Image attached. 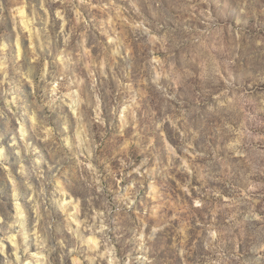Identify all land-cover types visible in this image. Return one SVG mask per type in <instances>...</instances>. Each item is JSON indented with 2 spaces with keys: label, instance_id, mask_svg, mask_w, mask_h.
Returning a JSON list of instances; mask_svg holds the SVG:
<instances>
[{
  "label": "rangeland",
  "instance_id": "374dc122",
  "mask_svg": "<svg viewBox=\"0 0 264 264\" xmlns=\"http://www.w3.org/2000/svg\"><path fill=\"white\" fill-rule=\"evenodd\" d=\"M0 149V239L21 264H74L65 201L94 167L119 264H205L201 225L242 230L224 257L264 264V0H0Z\"/></svg>",
  "mask_w": 264,
  "mask_h": 264
},
{
  "label": "clouds",
  "instance_id": "9594fccd",
  "mask_svg": "<svg viewBox=\"0 0 264 264\" xmlns=\"http://www.w3.org/2000/svg\"><path fill=\"white\" fill-rule=\"evenodd\" d=\"M63 19V17H61ZM38 31V30H34ZM81 84L84 83L83 80L80 81ZM85 106V110L89 112L90 118L88 120V124H99L103 125L104 120L102 119V101L98 95L93 94L90 97H86L82 102ZM78 110L74 109L72 114L73 117L76 118L77 121H80L83 117L82 115L77 114ZM120 120H124V109H120ZM85 124V127L88 126ZM44 139L48 141L51 146L55 147L56 152H63L60 144L55 139L53 135L52 128L44 127ZM21 131H23V126L21 125ZM64 148L68 147L67 138L63 141ZM71 151V149H69ZM71 158L64 154L60 155V159H68ZM79 160V157H76ZM102 173L98 169V167H94L93 170L87 173V176L81 171L78 177L74 179L76 181L84 182L86 184V191L82 194H76L79 189L76 188L75 184L70 185L73 187V200L65 201V203H72L73 206L79 205V211H73L70 214L65 216V226L67 228V234L70 238V246L67 249V259L71 258L74 261V264H85V260H90L94 262V264H119L117 260H115V244H113L108 237L107 233L109 231L108 225L104 223V211L102 210L106 204V193L101 185ZM64 187L65 184H64ZM58 190H60L58 188ZM182 190L185 193H188L187 187L182 186ZM63 195V192H61ZM189 195H191L189 193ZM132 201L130 200L128 203V207L131 208ZM83 205V207H82ZM194 208L201 207L199 201H197L194 205ZM75 217L83 216V219H75ZM253 219L259 220V216L253 215ZM234 219L233 216L229 215L227 219L224 221L225 224H228L229 221ZM75 223V226H73ZM51 227V225H50ZM239 228V225L236 226ZM200 235L203 238V251L205 254V264H232V261H238L239 256H233L230 259L225 258L222 251L220 250V242L226 236L239 237L243 235L242 230L240 232H233L231 228H213L209 230L206 226L201 225ZM155 231V229H153ZM83 232L85 235L83 239L80 238L79 233ZM185 240H187V236H185ZM78 248H83L85 252V257L81 258L80 255L74 254L77 253ZM192 251H194V243L192 246ZM260 253H264V245H262L259 249ZM15 256V252L13 253ZM180 257L184 260H187L191 257V251L188 246L181 248ZM215 257V258H213ZM64 256H61V264H63ZM260 255L257 256V260H260ZM16 264H21L20 257L15 256ZM5 264H9V262L5 259ZM23 264H28V261L25 260Z\"/></svg>",
  "mask_w": 264,
  "mask_h": 264
},
{
  "label": "bare ground",
  "instance_id": "6f19581e",
  "mask_svg": "<svg viewBox=\"0 0 264 264\" xmlns=\"http://www.w3.org/2000/svg\"><path fill=\"white\" fill-rule=\"evenodd\" d=\"M0 155H2V150L1 149H0ZM17 211L18 212L20 211L19 210V206H17ZM73 218L77 219V217H75V216H73ZM10 248L13 251V253L15 252V256H19L20 257V261H21L22 254L20 255L19 247H18V244L16 242V237L13 234H11L10 236H8L5 239H0V261L3 263L4 260L7 259V261L9 262V264H16L15 256L14 255L13 256L11 255L9 257L8 256L7 257L5 256L7 250L10 249ZM36 257H38L36 259L37 261L42 258V257L40 258L39 255H36ZM4 264H5V262H4Z\"/></svg>",
  "mask_w": 264,
  "mask_h": 264
}]
</instances>
